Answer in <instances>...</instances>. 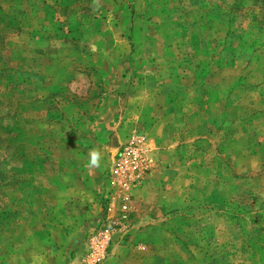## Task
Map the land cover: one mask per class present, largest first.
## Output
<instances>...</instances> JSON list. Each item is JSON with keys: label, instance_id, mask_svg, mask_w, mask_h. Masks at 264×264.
Here are the masks:
<instances>
[{"label": "rangeland", "instance_id": "374dc122", "mask_svg": "<svg viewBox=\"0 0 264 264\" xmlns=\"http://www.w3.org/2000/svg\"><path fill=\"white\" fill-rule=\"evenodd\" d=\"M106 261L264 264V0H0V264Z\"/></svg>", "mask_w": 264, "mask_h": 264}, {"label": "built area", "instance_id": "2783aa9c", "mask_svg": "<svg viewBox=\"0 0 264 264\" xmlns=\"http://www.w3.org/2000/svg\"><path fill=\"white\" fill-rule=\"evenodd\" d=\"M145 164V157L138 143H128L120 149L114 157L111 170L109 171L107 177L109 179V183L113 186L125 177L131 175L129 173L136 175L135 172L139 173L141 170H144ZM133 178L135 180H139L140 175H136V177ZM123 210L127 211L128 206L125 205Z\"/></svg>", "mask_w": 264, "mask_h": 264}, {"label": "clouds", "instance_id": "9594fccd", "mask_svg": "<svg viewBox=\"0 0 264 264\" xmlns=\"http://www.w3.org/2000/svg\"><path fill=\"white\" fill-rule=\"evenodd\" d=\"M102 160V153L95 148L89 150L87 163L90 167H100Z\"/></svg>", "mask_w": 264, "mask_h": 264}, {"label": "crops", "instance_id": "0c3cea01", "mask_svg": "<svg viewBox=\"0 0 264 264\" xmlns=\"http://www.w3.org/2000/svg\"><path fill=\"white\" fill-rule=\"evenodd\" d=\"M104 264H107V261Z\"/></svg>", "mask_w": 264, "mask_h": 264}]
</instances>
